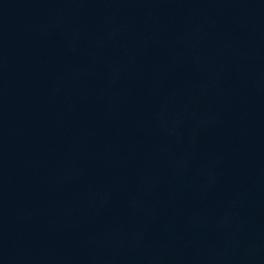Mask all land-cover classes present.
<instances>
[{
	"label": "water",
	"instance_id": "1",
	"mask_svg": "<svg viewBox=\"0 0 264 264\" xmlns=\"http://www.w3.org/2000/svg\"><path fill=\"white\" fill-rule=\"evenodd\" d=\"M0 264H264V0H0Z\"/></svg>",
	"mask_w": 264,
	"mask_h": 264
}]
</instances>
